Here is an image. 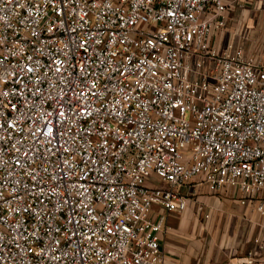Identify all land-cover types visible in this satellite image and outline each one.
<instances>
[{"label":"built area","instance_id":"1","mask_svg":"<svg viewBox=\"0 0 264 264\" xmlns=\"http://www.w3.org/2000/svg\"><path fill=\"white\" fill-rule=\"evenodd\" d=\"M228 11L0 0V264H165L195 178L264 214V66L216 45Z\"/></svg>","mask_w":264,"mask_h":264},{"label":"crops","instance_id":"2","mask_svg":"<svg viewBox=\"0 0 264 264\" xmlns=\"http://www.w3.org/2000/svg\"><path fill=\"white\" fill-rule=\"evenodd\" d=\"M226 3L228 25L216 45L221 49L227 44L241 47L245 58L264 66V36L249 33L243 41L236 34L243 18L264 30V0ZM180 193L188 198V207L184 213L167 214L159 236L165 264H235L256 247L255 239L264 242V214L257 211L260 201L241 205L229 188L211 194L199 178ZM160 215L154 207L153 219Z\"/></svg>","mask_w":264,"mask_h":264},{"label":"rangeland","instance_id":"3","mask_svg":"<svg viewBox=\"0 0 264 264\" xmlns=\"http://www.w3.org/2000/svg\"><path fill=\"white\" fill-rule=\"evenodd\" d=\"M244 10V7L242 8ZM246 18H243V21L241 22V24H239L237 27V31L236 34L238 35V37L243 38V41L245 40V37H247L250 34H256V36L259 38H261L262 36H264V30L261 29L260 25H256V24H250L248 23V19H247V23L245 22ZM257 26V27H256Z\"/></svg>","mask_w":264,"mask_h":264}]
</instances>
